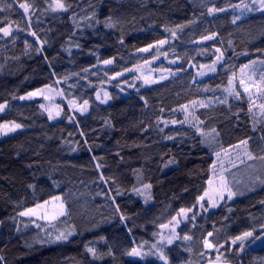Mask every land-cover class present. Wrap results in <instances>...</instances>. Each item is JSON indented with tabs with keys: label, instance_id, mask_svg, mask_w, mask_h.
<instances>
[{
	"label": "trees",
	"instance_id": "16d2710c",
	"mask_svg": "<svg viewBox=\"0 0 264 264\" xmlns=\"http://www.w3.org/2000/svg\"><path fill=\"white\" fill-rule=\"evenodd\" d=\"M244 1L64 0L68 10L54 12L52 0H17L13 10L7 9L11 0H0V27L10 24L15 37L0 33V104H6L0 124L22 125L20 133L0 141V264H162L131 260L127 253L152 243L160 225L181 208L192 211L178 230L180 240L165 250L169 264H199L218 255L226 264H264V242L249 238L243 252L239 242L231 244L245 231L264 235V99L257 94L250 101L238 87L240 99L225 94L243 65L264 60V12L241 18L237 9ZM23 2L34 5L30 18L18 6ZM209 7L225 11L209 15ZM109 17L112 27H106ZM235 17L241 19L233 23ZM160 40L167 41L160 53L174 65L158 66L175 75L123 94V84L149 60L138 55L140 49ZM104 60L112 66L99 68ZM117 73L122 75L114 80ZM45 85L63 93L57 122L49 121L43 100L19 99ZM101 90L110 97L106 104L96 100ZM68 101H88L89 109L73 113ZM201 101L206 106H198ZM136 112L137 141L102 153L114 137L113 124ZM241 140H248L256 159H248L243 146L233 147ZM214 160L216 171L223 161L232 190L242 194L213 210L203 202L205 211L196 198L207 188ZM145 184L151 188L145 191ZM53 196L61 197L67 214L45 224L44 233L19 215ZM61 232L73 234L57 240ZM209 232L210 241L223 245L218 251L204 248ZM186 234L192 239L184 240Z\"/></svg>",
	"mask_w": 264,
	"mask_h": 264
},
{
	"label": "snow or ice",
	"instance_id": "6c2138e0",
	"mask_svg": "<svg viewBox=\"0 0 264 264\" xmlns=\"http://www.w3.org/2000/svg\"><path fill=\"white\" fill-rule=\"evenodd\" d=\"M17 0H11V2L7 3V9L8 10H13L14 5L16 4ZM259 5V7L256 10L259 11H264V0H253V4H257ZM19 8L23 9L25 16H28L30 18V9H32L34 7L33 4L27 3V2H23V3H19ZM49 7L51 8L52 11H67L68 10V5H66L64 3V0H52V3L49 5ZM244 8L248 11H252V8H249V6L247 4L244 5ZM5 11V8L0 6V12ZM208 14L211 15L214 12L217 11H225V9L223 8H216V7H209L207 9ZM240 17H235L233 19V23L236 22L237 19H239ZM109 23L106 24V27H112L114 26L111 23V17L108 18ZM19 30V29H18ZM0 33L3 34L4 37H9L12 36L13 33V28L10 26H5V27H0ZM32 36H36L35 32H30L29 33ZM173 36H175V32H173ZM215 36V33H213L212 35L209 36H204L202 37L203 40H210L213 39V37ZM13 40L15 39L14 36H12ZM39 42V41H38ZM159 45H164L165 43H167L166 40H160L157 42ZM26 47H29L30 45H28L27 41L25 42ZM153 45H149L147 48L144 49H140V51H148L150 48H152ZM41 51V49H37V52ZM217 52H220V49H216ZM223 56V54L221 53V55L219 57H217V60L221 59ZM104 64H111L112 60H104L103 61ZM215 63V61H214ZM257 62L256 61H251L249 64H245L241 67V72L243 73L245 69H248L250 67H253ZM260 64L264 65V60L259 61ZM210 71H214L215 68H210ZM122 75V73H117V76ZM201 75H203V73H201ZM255 75V71L253 72V76ZM115 78V77H113ZM163 79V77H162ZM249 82H246L244 78H241L240 80V85L243 88L244 93L248 94L249 100H252V89L254 88L256 93L262 98L264 99V71L260 72V79L259 82H257L256 80L252 79V77L250 76L249 78ZM144 82L145 84L148 83H154L155 81L145 77L144 78ZM233 83V79L230 78L229 79V85L231 86ZM51 92L53 89L50 85H45L44 88H38L35 91L29 92L27 93L25 96H21L19 97V99L21 100H26V99H32L33 97L36 96H43L44 99H50L51 97L48 95H45V91ZM226 92H228L230 95H234L237 99H240V92L236 91L235 88L233 87H229L225 89ZM60 95H63V93H59ZM97 99H100L99 95H97ZM108 99H110L108 93L105 92V98L104 100L101 101V103L106 102ZM143 99V97H142ZM227 102V98H225V100L221 101V103H226ZM145 103H147L145 101ZM193 104H195L196 102L193 101ZM69 104L72 105L73 107H75V105L72 104L71 101H69ZM201 106L204 107L206 105H204L201 102ZM6 107V104H0V111H3ZM41 108H43L47 113H48V118L54 119L56 116H59L60 112H59V106H55L56 111L54 112L53 108H46L44 105H41ZM181 108H183L185 110V112H187V105H182ZM259 108L261 109V113L262 115H264V103L259 105ZM77 111H80L81 114H83L84 112H86L88 110V101H84L83 105L79 106L76 108ZM249 111H252V103L249 104ZM70 120L74 119V117H70ZM195 119V117H194ZM186 120H187V116H186ZM173 123H175V121H173ZM202 123V122H201ZM22 125L17 124L15 122H11L8 124H0V133L2 134H7L9 132H14L17 129L21 128ZM197 132H199L201 134V136H204L205 133L200 129L197 128L196 129ZM212 132L215 133L216 130L213 128ZM81 135H84L83 133H81ZM216 135H219V133H216ZM169 139H171V137H168ZM214 139V137H213ZM262 140H264V136L261 137ZM202 143L204 141H201ZM241 146H243L244 148V152L245 155L247 156L248 159H256V157L253 156V154L248 150V140H241L237 145H234V148H240ZM222 151L225 152V154H227V150L226 149H222ZM216 157L219 158L220 157V152H216L215 153ZM95 159V158H94ZM259 159L264 160V156L259 157ZM217 160H214L212 165L210 166V171H211V175L207 181L208 187L205 188L203 195H199L197 196L196 200L197 203L200 205L201 208H203L205 211H207V208L204 206L203 201H205V198H207L208 201V207H216L219 203V200H223L225 198V196L227 197L228 200H231L235 195L237 194H242V193H237L234 192L229 184L228 179L226 178V176L224 175V173L227 171V169L224 167V163L223 161H219V165H220V169L221 171L219 172V174L217 173L216 169H217ZM241 163H243V161H241ZM233 167H235V165H232ZM97 167L99 168L100 166L97 165ZM101 179H103V177H101ZM261 184H264V179L260 180ZM144 190H148L151 188L150 184H145L143 185ZM133 191H135L137 194L139 195H144L145 193L142 192L140 189H133ZM117 195H121V192L119 190H117ZM148 199H150V197L145 196V200L147 201ZM115 202V201H113ZM261 203H264V201H261ZM51 205L52 210L49 211L48 207ZM44 210L43 213H41L39 210ZM117 211H119V208H117ZM192 209L191 208H181L177 214V216H182V217H187V213L191 212ZM67 214V209L65 207L64 202L62 201L60 196H53L51 198V201H44L43 204H37L34 208H27L23 211H21L19 213L20 216L22 217H37L38 219H43L45 221H54L59 219L62 216H65ZM125 217L121 216V220H124ZM192 219H195V215H193ZM173 221L176 222V224H179V220L177 219V217H173ZM37 227H40V225H37ZM161 228H167L168 225H160ZM261 229L264 230V225H261ZM73 232H61L59 236L56 237L57 240H61V239H67V237L69 235H72ZM213 235L212 232H209L207 234V237L204 238L203 240V245L205 249H209V250H216L218 251L219 248L223 247V245H216L214 244L212 241H210L208 239V237H211ZM180 237L178 236V234H176L175 232V228H173L172 230V234L165 237L163 235H161L160 240L161 242L166 241L167 244L171 245L173 243V241L175 239H179ZM249 238H252L250 242L255 243L256 241H261L264 242V235H260V236H254V232L253 231H245L243 233H241L240 235H237L233 238H231V244L232 245H237V243L239 242V248L237 249L238 252H243L245 249V242L249 241ZM101 239H103V237H101ZM184 240H191L192 237L189 235H185L183 237ZM86 250L92 255L93 258L95 259H99L101 258L98 253L97 250L94 247H89L88 245L85 246ZM142 247V246H141ZM153 248H158L157 244L152 245ZM111 254V252H109V255ZM148 253H142L138 248H132L127 255L129 256H136V257H142L143 255H147ZM159 259L162 260L164 262V264H169L168 258L166 255H164L163 250H159L158 253ZM203 255V253H202ZM4 261V257L0 256V262ZM209 264H221V257L220 255H218L216 257L215 261H209Z\"/></svg>",
	"mask_w": 264,
	"mask_h": 264
},
{
	"label": "rangeland",
	"instance_id": "374dc122",
	"mask_svg": "<svg viewBox=\"0 0 264 264\" xmlns=\"http://www.w3.org/2000/svg\"><path fill=\"white\" fill-rule=\"evenodd\" d=\"M247 4L249 6V8H252V11H248L244 8V5ZM259 7L258 3L257 4H253V0H246L242 3L239 4L238 9H237V13L239 14V16L241 18L245 17L248 13L251 12H264V11H259L256 10ZM240 18V19H241ZM165 43L164 45H159L158 43L153 45L152 48H150L148 51H139L138 55L141 56H145V57H149V60H147L143 65H141L140 67H138L137 69L134 70L135 73V78L131 79L128 83L123 84V86L121 87L122 89V93L125 94L126 91H130V90H134L136 88V86L138 84H140L141 86H152L158 83H161L167 79H169L170 77H172L173 75H175V73H173L171 70L169 69H164L158 66L160 61H164L165 64H167L168 66H173L174 63L172 61H169L166 59V56L164 54H161L160 52L166 47ZM112 66L111 64H104L102 63L101 65H99V68H109ZM262 69V71H264V65L258 63L255 64L253 67H250L248 69H245L244 72L242 73L241 71H239L235 77H233V83L232 85H228L229 87H233L236 88L238 87V89L240 90L241 93H244L243 88L240 85V80L241 78H244L246 82H249V77L251 76L252 79L256 80L257 82H259L260 79V72L259 70ZM255 71V75L253 76V72ZM259 72V74H257ZM121 76H116L114 78V80H118ZM147 77L153 81H155L154 83H148L145 84L144 82V78ZM163 77V79H162ZM105 92L104 90H101L98 92L97 95H99L100 99H97V95H96V100L101 103L102 100H104L105 98ZM225 94L230 95L228 92H225ZM246 94V93H244ZM45 95L50 96V99H44L43 96H36L33 97L32 99H26V100H21V103L24 102H28V101H33V100H43L44 102V106L46 108H53L54 112L56 111L55 106L58 105L59 100L63 99V97L59 94V92L56 89H53L51 92H48L47 90L45 91ZM248 95V94H246ZM257 93L255 91V89H252V96H256ZM73 105H75V107H73L72 105L69 104V101L67 102L69 109L76 114H81L80 111H77L76 108L83 105V104H77L76 102L71 101ZM109 102V99L101 104H106ZM204 105H206L205 101H201ZM201 102L198 104V106H201ZM208 105V104H207ZM59 106V105H58ZM43 109V108H42ZM88 109H89V104H88ZM5 110V109H4ZM3 110V111H4ZM0 111V114L3 112ZM43 111L45 112V114L48 117V113L43 109ZM88 111V110H87ZM84 112L83 114L87 113ZM59 116H56L54 119H49L50 122H57L60 119L61 116V110H60V106H59ZM8 124V123H6ZM140 124H141V115L140 112H136L131 114L128 117L122 118L118 121H116L113 124L114 127V137L112 139V141L108 144H105L102 148V153L105 152H110L115 148L121 147V146H129L134 144L137 141V136H138V131L140 128ZM22 131V128L17 129L14 132H9L6 135L0 133V141H2L3 139H6L10 136H13L15 134H18ZM206 142L209 143L210 141V137L206 136ZM220 171H217V173L219 174ZM225 175V174H224ZM227 178V177H226ZM228 179V178H227ZM229 180V179H228ZM232 180V179H230ZM208 187V185H207ZM225 198L227 199V197L225 196ZM224 198V199H225ZM51 201V200H49ZM223 200H219V203H221ZM206 204L208 205V201L207 198H205ZM218 203V204H219ZM48 210L51 211V205L47 206ZM210 210L215 209V207H210ZM41 213H43V209L39 210ZM22 217V216H21ZM23 220H27L29 221V223H27L29 226H31L34 229H37L39 232L44 233L46 231V228L48 226H45V224H49L50 222L53 221H45L43 219H38L37 217H22ZM177 219L180 221L179 224H176L175 221H171L170 223L166 224L168 225L167 228H159L154 240L152 243L150 244H140L138 247H134V248H138L142 253H148L147 255H143L142 257H136V256H129L128 258L131 260H145V259H154L157 260L159 262H161L162 264H164V262L162 260L159 259L158 251L159 250H163V253L165 255V250L170 247L171 245H173L174 243L178 242L180 240L179 239H175L173 241V243L171 245L167 244L166 241L161 242L160 237L161 235L167 237L169 235L172 234V230L173 228H175V232L176 234H178V230L180 228V226L182 225L183 221H185V217L182 216H177ZM55 221V220H54ZM27 225V226H28ZM37 225H40V227H37ZM55 239V238H54ZM157 244L158 248H153L152 245ZM142 246V247H141ZM212 261V259L209 256H206L203 260L200 261L199 264H207L209 263V261ZM216 260V257L214 258L213 261ZM225 263L224 262V257H221V264Z\"/></svg>",
	"mask_w": 264,
	"mask_h": 264
},
{
	"label": "water",
	"instance_id": "95a60500",
	"mask_svg": "<svg viewBox=\"0 0 264 264\" xmlns=\"http://www.w3.org/2000/svg\"><path fill=\"white\" fill-rule=\"evenodd\" d=\"M207 264H209V263H207ZM223 264H226V263H223Z\"/></svg>",
	"mask_w": 264,
	"mask_h": 264
}]
</instances>
